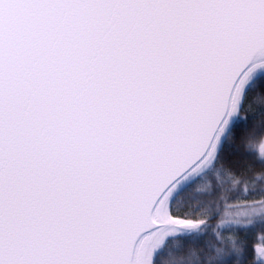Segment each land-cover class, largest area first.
Segmentation results:
<instances>
[{
	"label": "snow or ice",
	"instance_id": "obj_1",
	"mask_svg": "<svg viewBox=\"0 0 264 264\" xmlns=\"http://www.w3.org/2000/svg\"><path fill=\"white\" fill-rule=\"evenodd\" d=\"M264 0H0V264H156L207 219L176 206L227 127L264 163ZM211 218L264 264V215ZM197 264H206L201 259ZM210 264V262H207Z\"/></svg>",
	"mask_w": 264,
	"mask_h": 264
},
{
	"label": "trees",
	"instance_id": "obj_2",
	"mask_svg": "<svg viewBox=\"0 0 264 264\" xmlns=\"http://www.w3.org/2000/svg\"><path fill=\"white\" fill-rule=\"evenodd\" d=\"M264 112V75L246 92L240 116L251 118ZM245 134L232 127L213 168L184 189L176 206L186 214L207 219L208 226L200 236L180 235L167 241L156 258V264H197L204 259L216 264L217 259L240 246L236 233L218 227L211 218L219 211L225 220L250 222L264 215V163L243 154ZM254 147H264L253 141Z\"/></svg>",
	"mask_w": 264,
	"mask_h": 264
},
{
	"label": "water",
	"instance_id": "obj_3",
	"mask_svg": "<svg viewBox=\"0 0 264 264\" xmlns=\"http://www.w3.org/2000/svg\"><path fill=\"white\" fill-rule=\"evenodd\" d=\"M263 75H264V74H261V75H259L258 77L254 78V79L248 84V86H247V90H248L249 87L254 83V81H255L256 79H258L259 77H261V76H263ZM247 90L244 92L242 99L239 100L240 111H241V108H242V105H243V102H244V99H245V95H246ZM231 129H232L231 126H229V127H227V128L225 129L224 134H223V144H224V141L226 140V138H227L229 132L231 131ZM214 164H215V163H214ZM214 164L212 165V167H211L209 170H207L206 172H204L203 174H201V175H200L198 178H196L195 180H193V178H194L195 176H197L201 171L198 172V173H196L193 177H190V178L185 182L187 186H186L184 189H186L189 185H191V184L194 183L196 180H198L200 177H202L205 173H207L208 171H210V170L213 168ZM192 180H193V181H192ZM181 192H182V191H181ZM181 192H180V193H181ZM178 236H180V235H178ZM174 237H177V236H174ZM155 238H156L155 235H154L153 237H149L148 240L144 243L143 246H137V249H136V257H137V262H138V264H143L145 247H146V245H147L148 243H151ZM167 241H168V240H167ZM167 241H166V243H167ZM166 243H165V244H166ZM165 244H164V246H165ZM164 246H163V247H164ZM163 247H162V248H163ZM162 248H161V249H162Z\"/></svg>",
	"mask_w": 264,
	"mask_h": 264
},
{
	"label": "bare ground",
	"instance_id": "obj_4",
	"mask_svg": "<svg viewBox=\"0 0 264 264\" xmlns=\"http://www.w3.org/2000/svg\"><path fill=\"white\" fill-rule=\"evenodd\" d=\"M261 74H264V70H261L257 75H255L253 78H252V80L254 79V78H256V77H258L259 75H261ZM251 80V81H252ZM213 165V164H212ZM212 165H210V166H208V167H205L197 176H195L194 178H193V180H195L196 178H198L201 174H203L204 172H206L207 170H209L211 167H212ZM192 180V181H193ZM167 240H169V239H166V240H164V242L162 243V245H161V248L164 246V244L166 243V241ZM148 259H149V264H150V260H151V256H150V253H149V257H148Z\"/></svg>",
	"mask_w": 264,
	"mask_h": 264
}]
</instances>
